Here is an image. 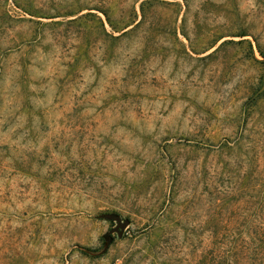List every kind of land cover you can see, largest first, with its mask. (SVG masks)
<instances>
[{"label": "rangeland", "instance_id": "obj_1", "mask_svg": "<svg viewBox=\"0 0 264 264\" xmlns=\"http://www.w3.org/2000/svg\"><path fill=\"white\" fill-rule=\"evenodd\" d=\"M254 246L264 264V0H0V264Z\"/></svg>", "mask_w": 264, "mask_h": 264}, {"label": "trees", "instance_id": "obj_2", "mask_svg": "<svg viewBox=\"0 0 264 264\" xmlns=\"http://www.w3.org/2000/svg\"><path fill=\"white\" fill-rule=\"evenodd\" d=\"M236 251H237L238 260H237V262L235 264H241V260H242L241 252H242V249H238ZM247 253H248V250H247ZM248 255H249L248 256V260L250 261V264H256L255 261L261 255V252H259L257 250V248L254 246V247L249 249Z\"/></svg>", "mask_w": 264, "mask_h": 264}, {"label": "water", "instance_id": "obj_3", "mask_svg": "<svg viewBox=\"0 0 264 264\" xmlns=\"http://www.w3.org/2000/svg\"><path fill=\"white\" fill-rule=\"evenodd\" d=\"M115 221L117 223V225L112 229L113 231H117L119 234L121 233V231L127 226V224L129 223L128 219H124L122 220L119 216L115 217Z\"/></svg>", "mask_w": 264, "mask_h": 264}, {"label": "built area", "instance_id": "obj_4", "mask_svg": "<svg viewBox=\"0 0 264 264\" xmlns=\"http://www.w3.org/2000/svg\"><path fill=\"white\" fill-rule=\"evenodd\" d=\"M110 264H121L119 260L114 259L110 262Z\"/></svg>", "mask_w": 264, "mask_h": 264}]
</instances>
